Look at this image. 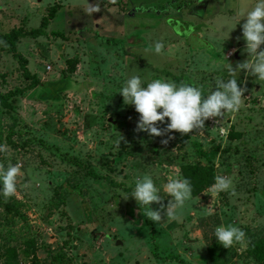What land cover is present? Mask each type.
I'll use <instances>...</instances> for the list:
<instances>
[{
	"label": "rangeland",
	"instance_id": "374dc122",
	"mask_svg": "<svg viewBox=\"0 0 264 264\" xmlns=\"http://www.w3.org/2000/svg\"><path fill=\"white\" fill-rule=\"evenodd\" d=\"M253 2L0 0V34L42 28L15 51L0 45V95L12 93L10 109L0 103V166L20 167L15 193L0 197V264H262L244 249L264 240V81L241 70L236 112L156 137L134 131L139 114L117 92L137 74L142 83L179 78L206 94L227 78L223 56L233 69L247 58L243 19L232 27ZM93 4L99 11L89 14ZM157 40L159 54L145 51ZM193 142L219 145L215 176L229 178L230 190L208 186L159 224L131 196L118 198L138 177L161 186L183 177L182 165L205 163ZM218 225L239 227L244 241L223 248L212 236Z\"/></svg>",
	"mask_w": 264,
	"mask_h": 264
},
{
	"label": "clouds",
	"instance_id": "9594fccd",
	"mask_svg": "<svg viewBox=\"0 0 264 264\" xmlns=\"http://www.w3.org/2000/svg\"><path fill=\"white\" fill-rule=\"evenodd\" d=\"M97 11H99L97 5L88 6L89 14ZM237 15L239 19L232 28L243 19L240 25L241 38L245 45L243 52L246 53L247 58L237 63L233 69L223 56L225 63L222 67L227 78H216L206 94H202L199 86L183 82L175 83L163 78H152L147 83H142L139 75L132 74L123 81L117 92L122 97L123 104H131L134 111L139 114L134 131L146 132L150 137H156L164 136L173 130L180 134L200 130L204 127L205 120L223 117L225 113H234L241 106L245 88L238 86L237 73L243 70L246 75L254 76L255 81H264V47H261L264 45V0H254L247 11ZM162 48V42L157 40L145 51L150 50L159 54ZM156 122L164 127H157ZM171 138V135H168L167 139L161 140V143L166 144ZM6 150L7 146L0 144V153ZM19 172L20 167L17 164L0 166V197L8 198L15 193ZM230 188L229 178L221 175L213 177V183L210 185L213 194L228 191ZM165 195L170 197L166 206L160 204ZM129 196L135 200L139 211L147 220L159 224L162 214L165 219L176 218L177 209L191 199L192 187L187 178L179 176L157 186L153 177L146 174L135 180L130 192L123 193L118 198L127 199ZM150 203L160 204V207L153 210ZM212 236L225 249L245 239L243 230L233 225L216 226Z\"/></svg>",
	"mask_w": 264,
	"mask_h": 264
},
{
	"label": "trees",
	"instance_id": "16d2710c",
	"mask_svg": "<svg viewBox=\"0 0 264 264\" xmlns=\"http://www.w3.org/2000/svg\"><path fill=\"white\" fill-rule=\"evenodd\" d=\"M56 8H59V4H55L51 7L50 14H53ZM41 30L42 28H37L31 31H24L20 27L16 29L13 28L7 33L0 34V45H7L11 51H15L16 42L19 38L26 36H37L41 32ZM15 56L20 60V66L23 70V74L26 77L30 78L32 81L31 84L34 85L37 81L36 77L30 76L27 68L23 64V60L21 59V57L18 54H15ZM174 82L181 83L183 81H181L179 78H175ZM59 86H66L65 82L62 81L61 83H59ZM11 94L12 93H6L5 95H0V103L3 105V107L8 109L11 108V105L7 101V98L11 96ZM113 121L115 120L113 119ZM193 144L197 156L200 159L204 160L205 163H202L200 160H198L191 164L182 165L181 171L183 177L187 178L191 184L192 196H196L199 192L213 183V177L215 176L213 162L217 157L220 147L219 145H216L209 150H204L199 143L193 142ZM244 252L264 264L263 239L252 238L250 241H248L247 247L244 249ZM8 253H10L11 255V252L8 251Z\"/></svg>",
	"mask_w": 264,
	"mask_h": 264
},
{
	"label": "water",
	"instance_id": "95a60500",
	"mask_svg": "<svg viewBox=\"0 0 264 264\" xmlns=\"http://www.w3.org/2000/svg\"><path fill=\"white\" fill-rule=\"evenodd\" d=\"M109 121H110L113 125L116 124V121H113L112 119H109ZM116 244H119V241H117Z\"/></svg>",
	"mask_w": 264,
	"mask_h": 264
}]
</instances>
